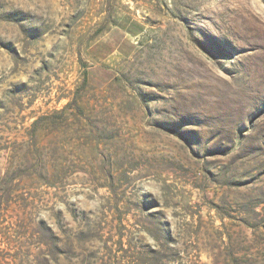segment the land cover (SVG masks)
<instances>
[{"label": "rangeland", "instance_id": "rangeland-1", "mask_svg": "<svg viewBox=\"0 0 264 264\" xmlns=\"http://www.w3.org/2000/svg\"><path fill=\"white\" fill-rule=\"evenodd\" d=\"M0 264H264V0H0Z\"/></svg>", "mask_w": 264, "mask_h": 264}]
</instances>
